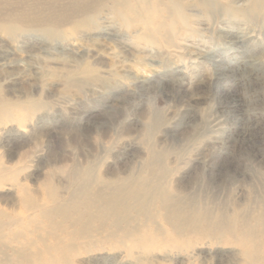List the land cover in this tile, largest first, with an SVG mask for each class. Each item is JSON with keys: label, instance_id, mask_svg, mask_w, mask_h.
<instances>
[{"label": "rangeland", "instance_id": "1", "mask_svg": "<svg viewBox=\"0 0 264 264\" xmlns=\"http://www.w3.org/2000/svg\"><path fill=\"white\" fill-rule=\"evenodd\" d=\"M70 1L0 0V47L17 63L11 79L0 68V264H247L251 250L264 264V81L249 75L264 78V21L224 12L187 29V0H146L151 14L183 7L149 40L123 6L138 0H89L59 20ZM220 28L246 38L234 46ZM156 79L187 100L171 130L183 110ZM209 84L235 95L236 115ZM143 178L151 190L129 197ZM51 195L70 207L49 212Z\"/></svg>", "mask_w": 264, "mask_h": 264}, {"label": "bare ground", "instance_id": "2", "mask_svg": "<svg viewBox=\"0 0 264 264\" xmlns=\"http://www.w3.org/2000/svg\"><path fill=\"white\" fill-rule=\"evenodd\" d=\"M80 2H81L80 0H71L68 4L65 5L63 11H60V12L57 13L58 19L59 20L60 19H65V18H68L70 15L72 16L73 14L77 15V16L78 15L82 16V15L86 14L87 12H89L91 10L93 4L91 5L89 3V0L87 1L89 4L86 3L85 5L82 4L83 1L81 3ZM138 3L139 4H136L135 6H133V5L129 4V3H124L123 6H125L127 9H129L131 12L136 13L137 16L136 15L135 16L139 19V21L143 25V27L146 28L145 37L147 39H149V40L155 38L157 35L161 36L162 38H165L164 34H168V30L166 29V26H167L166 20H164V21L158 20V18L160 16L161 17L163 16L162 14L164 13V11L167 14V18L169 20L170 19H172V20L176 19L175 17L178 14L180 15L182 13V11H183V7L178 1L175 2V3H170L168 5L163 4L165 6L164 10H160L158 8L157 4L154 5L152 7V10L155 11L156 14L149 13L150 12L149 9L151 7L150 8L146 7V3H147L146 0H138ZM137 8H138V11L136 10ZM186 10H187V12H186L187 13V29L190 27L191 23L194 24L193 21H195V24L196 23L199 24V22H200L199 21V18H200L199 16H202V15H203V17H204V15L208 16L210 18V22L212 23L215 20L214 17L217 14L220 15L221 13H224V12H226L228 14H233L235 16H239L240 18H244L245 20H251L253 22H256V21H259V20L264 21V0H187V9ZM142 13H149V16L143 17L145 14L143 15ZM164 18L165 17H163V19ZM190 20H191V22H190ZM204 25H206V26H204V29H206V30L212 29L211 28L212 24L204 23ZM233 30L232 29H222V28H220V32H219L218 36L220 38L227 39L232 45L237 46L238 44H241L245 40L246 37H245V35H243V33L241 34V33H238L236 31H233ZM103 35L107 39L114 40V35L111 34V32H105L104 31ZM249 36H250V34H249ZM124 52H127L124 55L125 59H129L131 57V54H129V52L127 50H125ZM203 52L204 51L201 52L200 50H198V52L192 53V55H199L201 58H203V59L206 58L207 59L209 54H205ZM211 52H213V51H211ZM14 55L15 54L13 53V51L0 47V68L1 69H6L7 76L5 77V79H11L12 76L14 75L13 72L11 71L12 67L17 66V63L15 62ZM211 57H213V56H211ZM213 60H214V58H213ZM218 60H219V62L221 61V59H218ZM214 62H215V60H214ZM253 64H254V62H253ZM253 64H251V65L247 64L246 66L251 67V66H253ZM92 65H96V64L93 62ZM239 68L240 67H238L235 70L239 71L238 70ZM230 71L231 70L229 68L228 69L226 68V65H223L222 66V71H221V73L219 75H224L225 76L226 75L225 73L230 72ZM249 75L253 79L262 78L263 81H264V78L261 75V73H260L258 68H253V70H250L249 71ZM232 76H233V78H236L235 74H232ZM181 83H183V82H181ZM260 85H261L260 88H262L264 86L262 84H260ZM149 86H151L153 88V90L155 88L160 89V92L162 91L164 93L165 97H169V98L178 97L177 101L181 105L180 110H183V115L179 116L177 122H175V121H170L169 122L168 121L169 123L165 125L166 128L169 130L170 128L172 129V126L176 127L177 125L183 124L182 120L185 119V116H186V113H187V109L184 108V107H186L185 104L187 103V100H184V97H182L180 95V90L176 89L175 86H171V88L167 89L166 88L167 86H165L161 82V80H159V79H156L155 82L150 84ZM263 89H264V87H263ZM206 90H208L207 94L210 96V98L213 97L214 100H218L219 101V105L218 106L223 107V109H225V108L227 109L226 112H225L226 109L224 110L225 115L229 116L230 112H232V113H234L236 115L237 112H236L235 109L239 107V101H238V99H236L234 94L230 93L229 95H227V96H225L223 98L222 94H221L222 91L220 92V90L217 89V87H212L210 84H209V86H208V88ZM221 99H225V100L221 101ZM111 101H112V103H111L112 105H114L115 102H118L117 98H111ZM34 107L35 106H30L29 109H32ZM6 111H8V110H5L3 112V114H5ZM171 120H173V119H171ZM151 121H152V119H151ZM78 125L80 127L92 128L95 125V123H94V121L92 122L90 120L85 119V117L83 116V117H81L80 121L78 122ZM185 126L187 128V121L185 122ZM168 130H167V132H168ZM242 133H243L242 137H245L246 136V134H245L246 132H242ZM166 134L168 135V137L174 136V134H169V133H166ZM130 153H131V151L130 152H128L126 150L124 151L125 155H129ZM149 154H150L149 155L150 159L155 161V162H160L161 159H162V154L155 153V151L152 148L150 149ZM155 164H159V163H155ZM158 169H159V172L162 171V168L160 166L158 167ZM3 172H4V170L0 169V178L2 177ZM150 190H151L150 183L145 178H143L141 183L138 186L134 187V189H132L131 192H129L127 194H128L129 197H133L134 198V197L146 195ZM115 194H116L115 195L116 198L114 200V204H113V208H112L113 212H117L116 209L119 207L118 201H120V198H118V196L120 195V192L116 191ZM50 197H51V199L53 201L54 207L51 210H49V212H51V213L58 212V211L65 212L70 207L67 204H57V200H56V198L53 195H51ZM164 200H167V199L165 198ZM125 208H127V206ZM0 228H1V224H0ZM247 253L249 255L250 262L252 263L253 261H255L253 258H254V254H256V253L254 251H252V250L247 252ZM250 262L247 261V264L250 263Z\"/></svg>", "mask_w": 264, "mask_h": 264}]
</instances>
